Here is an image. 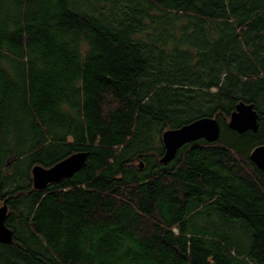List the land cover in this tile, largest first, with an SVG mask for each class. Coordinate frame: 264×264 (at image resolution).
Wrapping results in <instances>:
<instances>
[{
	"label": "trees",
	"instance_id": "16d2710c",
	"mask_svg": "<svg viewBox=\"0 0 264 264\" xmlns=\"http://www.w3.org/2000/svg\"><path fill=\"white\" fill-rule=\"evenodd\" d=\"M238 101L256 130L227 126ZM200 116L218 138L161 163V131ZM263 142L264 0H0V264H241L237 220L264 264Z\"/></svg>",
	"mask_w": 264,
	"mask_h": 264
},
{
	"label": "water",
	"instance_id": "95a60500",
	"mask_svg": "<svg viewBox=\"0 0 264 264\" xmlns=\"http://www.w3.org/2000/svg\"><path fill=\"white\" fill-rule=\"evenodd\" d=\"M257 112L251 103L238 101L235 108L230 112L227 126L241 133L245 130L257 129ZM219 136V124L214 116H200L177 128L164 129L161 131L163 151L159 157L161 163L171 160L177 148L182 144L203 138L208 142L215 141ZM86 151H77L53 162L49 166L34 163L30 167V182L35 189H41L46 184L59 181L65 176L71 175L83 164ZM16 157L9 156L4 165L14 161ZM248 159L260 170L264 177V142L256 144L248 152ZM139 166L142 163L139 162ZM5 199L0 204V243L7 244L12 239V231L4 224L7 211Z\"/></svg>",
	"mask_w": 264,
	"mask_h": 264
},
{
	"label": "rangeland",
	"instance_id": "374dc122",
	"mask_svg": "<svg viewBox=\"0 0 264 264\" xmlns=\"http://www.w3.org/2000/svg\"><path fill=\"white\" fill-rule=\"evenodd\" d=\"M197 223H203V218L199 216ZM220 228L227 232L230 243L238 254L237 257L241 264H257L256 262L250 261V257L246 254L249 237L247 238L244 225L241 221L237 220L236 222L222 224ZM173 230L175 231V228Z\"/></svg>",
	"mask_w": 264,
	"mask_h": 264
}]
</instances>
